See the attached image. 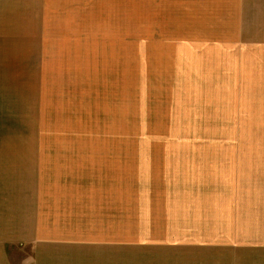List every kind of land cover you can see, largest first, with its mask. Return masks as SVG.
Segmentation results:
<instances>
[{
    "label": "rangeland",
    "instance_id": "1",
    "mask_svg": "<svg viewBox=\"0 0 264 264\" xmlns=\"http://www.w3.org/2000/svg\"><path fill=\"white\" fill-rule=\"evenodd\" d=\"M9 11L0 264H264V0Z\"/></svg>",
    "mask_w": 264,
    "mask_h": 264
},
{
    "label": "crops",
    "instance_id": "2",
    "mask_svg": "<svg viewBox=\"0 0 264 264\" xmlns=\"http://www.w3.org/2000/svg\"><path fill=\"white\" fill-rule=\"evenodd\" d=\"M16 11H14L13 13H11L10 11L7 12V15H13V18H10V16L6 19L5 18H0V26H2V28L0 29L1 33H5L8 32L10 34H13L14 31L16 30V32L22 30V24H20L19 18L17 19L16 16ZM21 26V27H20ZM9 52H5V53H1L2 55H7Z\"/></svg>",
    "mask_w": 264,
    "mask_h": 264
}]
</instances>
